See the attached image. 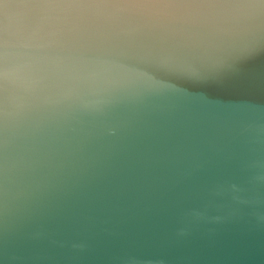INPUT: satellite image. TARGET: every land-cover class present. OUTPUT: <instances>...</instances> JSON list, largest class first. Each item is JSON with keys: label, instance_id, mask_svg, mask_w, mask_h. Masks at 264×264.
<instances>
[{"label": "water", "instance_id": "water-1", "mask_svg": "<svg viewBox=\"0 0 264 264\" xmlns=\"http://www.w3.org/2000/svg\"><path fill=\"white\" fill-rule=\"evenodd\" d=\"M0 264H264V0H0Z\"/></svg>", "mask_w": 264, "mask_h": 264}]
</instances>
